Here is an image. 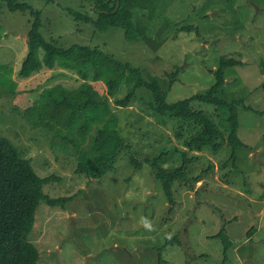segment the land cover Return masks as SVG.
Wrapping results in <instances>:
<instances>
[{"label":"rangeland","instance_id":"1","mask_svg":"<svg viewBox=\"0 0 264 264\" xmlns=\"http://www.w3.org/2000/svg\"><path fill=\"white\" fill-rule=\"evenodd\" d=\"M27 3L41 13L42 37L58 47H97L117 62L142 70L145 79L162 80L179 70L167 103L206 93L215 83L220 58L236 60L239 65L224 70L216 96L236 103L237 135L244 145L236 152L235 166L225 146L216 153L196 154L199 159L190 165L189 176L200 178L190 189L174 183L171 206L142 163L168 147L166 136L181 148L170 122L159 124L150 115L143 91L130 107L119 108L114 101L125 95V88L113 99L101 82L89 79L111 102L130 148L99 179L76 174L72 150L65 152L60 140L51 142L45 132L32 129L22 111L45 89H73L81 81L60 69L19 77L29 16L9 12L0 2V65L5 67L0 83H16L13 93L0 86V138L30 160L39 178L53 177L43 186L45 195L70 198L64 207L39 203L28 235L39 254L36 264H264V0H126L119 13L137 34L132 42L120 28L100 32L75 21L67 10L94 14L85 0ZM190 106L218 124L220 117L211 105L195 101ZM187 129L186 136L193 133L191 125ZM130 156L139 168L129 163ZM168 163L179 165V157L175 154ZM221 231L230 242L226 252L216 237Z\"/></svg>","mask_w":264,"mask_h":264},{"label":"trees","instance_id":"2","mask_svg":"<svg viewBox=\"0 0 264 264\" xmlns=\"http://www.w3.org/2000/svg\"><path fill=\"white\" fill-rule=\"evenodd\" d=\"M85 1L92 4L94 14L90 16L67 10L75 21L91 24L95 31L100 32L108 28H120L128 42L137 39L129 20L119 13L126 0ZM0 2L9 12H22L29 16L26 55L20 64L19 77L27 79L44 69H60L74 73L81 81L73 89L62 85L45 89L37 100L22 111V118L32 129L45 132L51 142L60 140L62 145L64 143L65 152L72 150L76 174L99 179L113 171L121 152L130 148L120 134L119 119L112 110L111 102L108 97L98 93L96 86L88 82L89 79L101 82L113 99L121 88H125V95L114 101V106L119 108L130 107L137 100L138 92L143 91L150 115L155 116L154 119L159 124L170 122L173 136L179 141L181 148L173 145L172 140L166 136L163 141L168 147L159 148L155 155L145 157L142 161L149 166L153 178L160 183L169 205L174 203V183H186L190 189L199 180L200 174L189 176L190 165L199 159L196 154L206 150L216 153L225 146L230 149L228 160L235 166L236 152L244 146L237 135V105L219 99L216 94L224 84V70L239 65V62L231 58H220L213 73L215 83L206 93L167 103L166 94L175 83L179 70L165 74L162 80L156 77L145 79L142 70L117 62L97 47H58L53 40L46 41L42 37L41 13L32 9L27 0ZM4 68L0 65V69ZM9 81L5 85L2 80L0 86L13 93L16 83ZM195 101L214 107L215 113L220 117L218 124L201 111L193 110L190 105ZM188 125H191L193 133L186 136ZM191 152L195 153L191 155ZM175 154L179 157V165L168 163ZM129 163L136 168L141 166L132 156L129 157ZM211 168L209 165L207 171ZM51 179L52 176L39 178L30 160L21 158L7 140L0 138V264H36L38 261L39 254L29 242L28 235L39 203L44 202L51 208L64 207V203L70 199H52L43 193V186ZM216 237L226 252L230 242L223 231ZM158 260L160 261V256Z\"/></svg>","mask_w":264,"mask_h":264},{"label":"water","instance_id":"3","mask_svg":"<svg viewBox=\"0 0 264 264\" xmlns=\"http://www.w3.org/2000/svg\"><path fill=\"white\" fill-rule=\"evenodd\" d=\"M117 7H118V5H117Z\"/></svg>","mask_w":264,"mask_h":264}]
</instances>
